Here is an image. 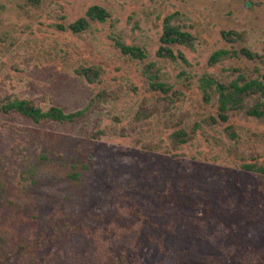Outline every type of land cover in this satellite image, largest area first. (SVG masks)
Returning <instances> with one entry per match:
<instances>
[{
	"label": "rangeland",
	"instance_id": "1",
	"mask_svg": "<svg viewBox=\"0 0 264 264\" xmlns=\"http://www.w3.org/2000/svg\"><path fill=\"white\" fill-rule=\"evenodd\" d=\"M263 76L264 0H0V99L84 111H0V264H264V116L224 119L217 87Z\"/></svg>",
	"mask_w": 264,
	"mask_h": 264
},
{
	"label": "trees",
	"instance_id": "2",
	"mask_svg": "<svg viewBox=\"0 0 264 264\" xmlns=\"http://www.w3.org/2000/svg\"><path fill=\"white\" fill-rule=\"evenodd\" d=\"M109 12L98 4L90 5L85 12V15L78 18L76 21L70 24V28L74 32H79L85 29L89 20L104 21L109 18ZM172 16L166 17L163 24V31L160 35L161 45L158 48V56H168L174 58L173 50L171 46L173 44H185L192 45L194 37L191 33L181 30L178 26L171 23ZM222 36L226 41L233 42L237 37H240V32L237 30H223ZM124 53H129L138 58H144V50L138 46L122 45ZM216 51L215 58L218 53ZM241 54L252 59L254 55L246 49L240 50ZM213 58V60H217ZM218 93H219V108L222 111L220 116L224 119L227 117L225 112L228 110H243L247 115L262 117L264 116V101H260V97H264V76L260 79H247L240 77L238 80L229 82L217 81ZM254 95L257 98L251 99ZM0 111L6 114L19 113L34 123H46V122H72L82 116L84 111L76 110L72 112H65L61 107L52 105L47 109H42L29 99H13L7 98L0 99ZM173 137L178 141L185 140L187 134L181 131H177L173 134ZM245 168L255 174H264V167H257L252 165H246ZM224 235L225 232L217 230L214 235L211 236V241L215 242L220 235Z\"/></svg>",
	"mask_w": 264,
	"mask_h": 264
}]
</instances>
